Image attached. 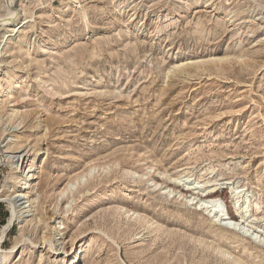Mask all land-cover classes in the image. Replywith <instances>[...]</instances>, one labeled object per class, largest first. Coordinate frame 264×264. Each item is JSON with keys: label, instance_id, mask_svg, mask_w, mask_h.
I'll return each mask as SVG.
<instances>
[{"label": "rangeland", "instance_id": "rangeland-1", "mask_svg": "<svg viewBox=\"0 0 264 264\" xmlns=\"http://www.w3.org/2000/svg\"><path fill=\"white\" fill-rule=\"evenodd\" d=\"M11 12L0 229L17 164L34 177L0 264H264L263 246L162 190L223 183L233 215L244 187L264 228V0H0V24Z\"/></svg>", "mask_w": 264, "mask_h": 264}, {"label": "bare ground", "instance_id": "bare-ground-1", "mask_svg": "<svg viewBox=\"0 0 264 264\" xmlns=\"http://www.w3.org/2000/svg\"><path fill=\"white\" fill-rule=\"evenodd\" d=\"M13 12L10 13L11 20L7 21L8 19L7 20L5 19L7 22L5 21H3L4 23L1 22L0 24L1 27L11 26L12 24L15 23V20L13 18L14 16L12 17V15H14ZM12 77L14 76L12 75ZM5 80H6V86L4 87L0 86V97L4 96L6 93H10L12 89L17 87L16 86L17 84L14 86L13 84L10 83L9 78H6ZM22 165H23V161L20 163V165L17 164L16 167V169H18L17 173L20 175L18 184L19 183L21 184V187H19L21 193H17L13 195L12 198L10 199V206H11L10 213L7 219V223L3 225L0 229V243L2 242L7 230L9 229V227H11L14 220L17 217H20L22 214L25 215L28 212L27 209L30 208V200L28 198L29 195L27 196V194L31 190L34 175L31 174L29 170L25 172V169L24 170L22 169ZM182 180L183 178L181 179L178 177L177 179L174 180L175 182H173V184H175L177 187H181V191L186 192V195H184L185 193L183 192L169 189L166 187H163L162 190L168 195L182 197L187 202V204L194 205L196 209L198 208L199 210L206 212L208 216L213 218L215 221L220 222L221 225H224L228 229L239 231V233L250 237L253 241L257 242L258 244L264 247V228L263 225L262 226L258 225V222L255 219L256 217L253 218L250 214V205L248 200L249 196L246 194L244 187H238V186L231 187L230 184H227L228 187L230 186L229 189L231 191V194L233 195L232 203H233L234 213L233 215H231L228 213L224 201L219 197L214 196V193L216 191L223 188L224 186L223 183L222 184L215 183L212 185H207V184H202L200 182H194V183L182 182ZM154 186L158 187V184L154 183ZM6 190H9V187H7ZM187 192L189 194H187ZM243 196L245 197L246 200L245 202L240 203V200ZM21 200H25V201L20 205H17V203L20 202Z\"/></svg>", "mask_w": 264, "mask_h": 264}]
</instances>
